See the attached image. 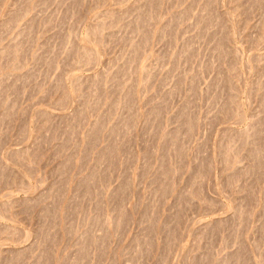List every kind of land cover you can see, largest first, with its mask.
Here are the masks:
<instances>
[{
    "label": "rangeland",
    "instance_id": "1",
    "mask_svg": "<svg viewBox=\"0 0 264 264\" xmlns=\"http://www.w3.org/2000/svg\"><path fill=\"white\" fill-rule=\"evenodd\" d=\"M0 264H264V0H0Z\"/></svg>",
    "mask_w": 264,
    "mask_h": 264
}]
</instances>
